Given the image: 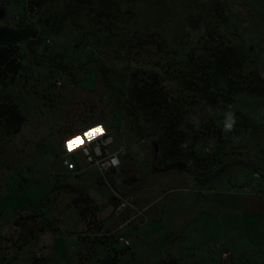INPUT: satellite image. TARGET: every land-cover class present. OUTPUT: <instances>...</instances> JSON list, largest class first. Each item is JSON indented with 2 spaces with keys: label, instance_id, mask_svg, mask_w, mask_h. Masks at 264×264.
Segmentation results:
<instances>
[{
  "label": "rangeland",
  "instance_id": "374dc122",
  "mask_svg": "<svg viewBox=\"0 0 264 264\" xmlns=\"http://www.w3.org/2000/svg\"><path fill=\"white\" fill-rule=\"evenodd\" d=\"M0 2L20 32L0 100L25 116L17 133L0 119V264H264V0ZM228 46L244 65L217 71ZM149 85L167 114L138 102ZM169 110L190 114L189 155ZM106 132L127 151L103 173L81 144ZM186 157L198 176L154 168Z\"/></svg>",
  "mask_w": 264,
  "mask_h": 264
},
{
  "label": "trees",
  "instance_id": "16d2710c",
  "mask_svg": "<svg viewBox=\"0 0 264 264\" xmlns=\"http://www.w3.org/2000/svg\"><path fill=\"white\" fill-rule=\"evenodd\" d=\"M34 7H37V3H33ZM6 12V7L0 2V20ZM20 38V32L8 24L0 23V76L8 77L10 73H17L19 63L15 58V52L17 51L15 44ZM244 65V60L238 55L234 47L228 46L221 48L220 52L216 57V67L217 71L228 73L231 69L242 68ZM206 70L202 69V73L199 76L197 73L195 75L206 81ZM107 81V76H105ZM189 83L193 81L189 80ZM257 93H262L258 88L254 90ZM136 98L138 102L143 105L146 109L152 111L153 114L160 117L163 114H167L168 111L166 107L170 108L169 98L164 91L156 85H149L144 88H140L136 91ZM216 102V100H215ZM168 108V109H169ZM136 108L133 106V121L135 125L141 128L138 124V119L135 117ZM169 128L171 130V137L174 139L173 143L176 148L180 149V152L188 154L189 152L184 148L186 142L191 139L194 133V126L192 125L191 117L188 111H171L169 110ZM0 119L5 121L7 131L9 133H17L21 131V128L25 122V116L21 113L18 106L14 103L3 102L0 100ZM160 141V140H159ZM187 155V156H188ZM191 155V154H190ZM188 157L176 160L169 164L156 163L154 165L155 169H160L162 167H177L180 170L190 171L193 175L198 176V172L195 167L189 163ZM117 169V168H116ZM83 201L89 203V198L83 197Z\"/></svg>",
  "mask_w": 264,
  "mask_h": 264
},
{
  "label": "built area",
  "instance_id": "2783aa9c",
  "mask_svg": "<svg viewBox=\"0 0 264 264\" xmlns=\"http://www.w3.org/2000/svg\"><path fill=\"white\" fill-rule=\"evenodd\" d=\"M114 141V135L108 132L85 139L81 144V150L86 164L98 168L103 173L107 170L119 168L122 164V156L127 150L123 146L113 149ZM65 162L69 163L70 158H66ZM135 218L136 216H133L129 222H134ZM106 234L115 235L116 232ZM116 238L122 246L131 245V239L125 234H116Z\"/></svg>",
  "mask_w": 264,
  "mask_h": 264
},
{
  "label": "crops",
  "instance_id": "0c3cea01",
  "mask_svg": "<svg viewBox=\"0 0 264 264\" xmlns=\"http://www.w3.org/2000/svg\"><path fill=\"white\" fill-rule=\"evenodd\" d=\"M122 165V164H121ZM93 167V166H92ZM96 168V167H94ZM97 169V168H96ZM111 213V209L109 206H106V215L107 214H110ZM130 224H126L124 227H122L120 230H117L116 231V234H125L126 236L130 237L127 233H125V230L127 229L126 227H128ZM116 234L115 235H110V241L113 242L114 246L118 245L119 242L117 241V238H116ZM131 244H132V240H131ZM76 247H79V249H81V244L80 243H77L75 245ZM50 254V253H49ZM49 256V255H48ZM55 257V256H54ZM47 264H55L54 261L52 263H50V261H47ZM63 264H75V260L74 258H71V259H67L64 261Z\"/></svg>",
  "mask_w": 264,
  "mask_h": 264
},
{
  "label": "water",
  "instance_id": "95a60500",
  "mask_svg": "<svg viewBox=\"0 0 264 264\" xmlns=\"http://www.w3.org/2000/svg\"><path fill=\"white\" fill-rule=\"evenodd\" d=\"M148 139L151 140L154 149H155V158L157 159L159 156V150H160V146H159V141L157 139V137L153 134V133H148L147 135Z\"/></svg>",
  "mask_w": 264,
  "mask_h": 264
}]
</instances>
